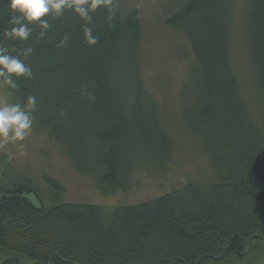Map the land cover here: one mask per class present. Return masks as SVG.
Segmentation results:
<instances>
[{
  "label": "trees",
  "instance_id": "obj_1",
  "mask_svg": "<svg viewBox=\"0 0 264 264\" xmlns=\"http://www.w3.org/2000/svg\"><path fill=\"white\" fill-rule=\"evenodd\" d=\"M249 1L246 38L259 118L247 106L229 56L224 25L235 0H187L167 20L168 28L188 39L197 60L196 91L186 96L182 121L205 146L213 179L154 201L107 208L66 202L63 184L46 176L45 204L36 181L15 170L0 148L3 264L264 261V0ZM8 2L0 0V48L31 75L13 74L16 87L5 86L30 114L33 132L62 145L105 195L129 189L142 161L139 168L165 174L174 142L157 122L154 95L142 85L140 12H125L115 0L89 12L90 23L74 10L61 16L50 11L42 18L47 29L22 21L31 33L20 40L3 34L18 26L10 23ZM85 27L95 45L86 42ZM29 96L35 97L34 109L28 108Z\"/></svg>",
  "mask_w": 264,
  "mask_h": 264
},
{
  "label": "rangeland",
  "instance_id": "obj_2",
  "mask_svg": "<svg viewBox=\"0 0 264 264\" xmlns=\"http://www.w3.org/2000/svg\"><path fill=\"white\" fill-rule=\"evenodd\" d=\"M115 1L125 12L131 9L140 12L143 46L139 73L143 87L155 97L158 108L157 122L173 139L171 165L165 174H160L152 166L139 168L144 164L142 161L133 172L129 189L105 195L101 193L93 177L84 175L76 169L62 145L48 141L49 139L34 133L31 129L24 141L9 142L2 149L11 158L15 170L24 172L36 181L44 192L42 197L45 204H47L44 186L46 176L55 178L63 184L66 202L107 208L154 201L182 189L189 183L203 184L214 177L205 146L191 130L186 129L182 121V111L187 102L186 96L196 91L193 79L198 71L197 60L194 58L188 39L178 31H172L167 27L168 18L187 0ZM249 13V0H235L224 26L228 33L230 60L244 99L251 113L259 118L260 106L255 104L256 98L253 97L252 89L256 90L255 85L253 88L255 79L246 38ZM225 29L223 27L221 29L223 45L227 39ZM203 39L207 42L205 38ZM223 45H217L220 53L223 52ZM3 102L10 105L19 104L21 109L26 111L5 85L0 86V103ZM21 152L24 154L21 155ZM3 172L0 166V173ZM28 198L39 206L34 196ZM3 262L4 255L0 254V264ZM25 264L34 263L25 261ZM260 264H264V261Z\"/></svg>",
  "mask_w": 264,
  "mask_h": 264
},
{
  "label": "clouds",
  "instance_id": "obj_3",
  "mask_svg": "<svg viewBox=\"0 0 264 264\" xmlns=\"http://www.w3.org/2000/svg\"><path fill=\"white\" fill-rule=\"evenodd\" d=\"M112 0H9L7 11L12 15L10 21L13 26L10 30H4L5 37L19 38L27 40L31 29L28 23H37L39 26L47 29L48 21L44 18L51 11L56 16L63 15L64 9L74 10L81 19L86 22H91L89 12H95L101 7L108 8ZM85 40L89 45H95L97 38L92 35V29L85 27ZM7 49L0 48V78L3 85H10L15 88L16 85L12 82V75L17 77L30 76V70L18 59L6 55ZM36 104L35 97L29 96L27 105L29 109H34ZM32 128V119L30 114L21 109L19 104L10 105L6 102L0 103V148L8 145L9 142L24 141ZM11 133V135H10ZM23 147V145H21ZM21 155L24 153L21 152Z\"/></svg>",
  "mask_w": 264,
  "mask_h": 264
}]
</instances>
